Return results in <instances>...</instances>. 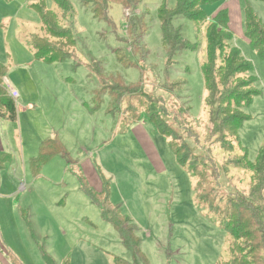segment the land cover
<instances>
[{
  "label": "rangeland",
  "instance_id": "1",
  "mask_svg": "<svg viewBox=\"0 0 264 264\" xmlns=\"http://www.w3.org/2000/svg\"><path fill=\"white\" fill-rule=\"evenodd\" d=\"M68 1L69 11L56 0H0V62L7 69L0 82L5 87L7 78L20 95L14 99L17 121L0 118V151L9 155L0 161V264H48V259L57 264H118V258L143 264L101 216L94 199L101 201L106 193L132 221L147 264H219L229 259L233 238L225 223L241 221L242 214L245 225L257 223L254 232L264 228V212H259L264 211V192L257 180L254 190L256 172L236 160L246 153L255 162L264 148V58L245 38L246 9L251 7L264 24V0L204 4L208 20L200 24L174 17L172 25L185 42L178 48L164 41L160 10H174L179 0ZM224 9L233 32L230 44L253 63L257 77L258 92L244 109L249 119L239 140L231 133L212 135L205 105L207 27ZM45 14L71 38L49 33ZM35 36L50 41L53 52L61 46L70 55L51 60ZM134 87L140 90L133 92ZM148 96L163 98L162 117L189 141L192 160L187 166L178 161L173 138L151 122ZM47 141L53 154L34 169ZM224 146L235 150L226 152ZM194 169L207 180L203 189H214L210 199H216L215 207L242 198L252 208L229 206L219 215L201 203ZM84 181L93 197L82 189ZM253 239L258 241L247 240L259 244L253 256L264 255L260 235Z\"/></svg>",
  "mask_w": 264,
  "mask_h": 264
},
{
  "label": "trees",
  "instance_id": "2",
  "mask_svg": "<svg viewBox=\"0 0 264 264\" xmlns=\"http://www.w3.org/2000/svg\"><path fill=\"white\" fill-rule=\"evenodd\" d=\"M56 1L65 11L70 10V8H68V0ZM132 1L136 0H130V2ZM214 1L216 0H179L174 10L163 6L160 10V19L162 23L164 41L172 48H178L180 45L185 44L178 29L174 28L172 25L173 18L180 15L189 17L195 20L198 24L204 23L208 20V18L202 8V5ZM96 2L99 1L95 0L94 3L96 4ZM102 5V12L104 13L107 10L105 1ZM43 21L48 32L52 35L63 39L65 36H67L68 39L71 38L70 32L56 29L50 18H47V14L44 15ZM229 21L230 17L227 9L220 10L218 14L209 21L207 27V57L203 62L202 72L204 75L206 89L205 105L210 109L212 135L219 138L226 137L228 133H231L236 135L239 140V131L244 122L249 119V116L244 109L253 102V97L258 92L255 88L257 77L253 74V63L245 58L237 46L230 44V40L233 38V32L230 28ZM35 37L36 44L42 51L43 55L49 53L52 54L50 57L51 60L65 59L70 55V53L65 52L61 46L56 49V52H53L50 41L46 40L44 37ZM245 38L249 41L251 47L257 51L258 55L264 58V24L251 7H247L246 9ZM41 51L39 54H41ZM6 72L7 69L5 64L0 62V81L1 78L6 76ZM139 90L140 88L136 87L132 89L133 92H138ZM147 98V112L150 116L151 122L154 123L162 133H165L173 138L171 143L174 146L176 157L181 164L187 166L189 161L192 160V148L189 141H187L185 136L182 134L181 136L184 140L181 139V136L170 128L162 117L161 111L163 110V107H165V101L163 98H153L151 96H148ZM181 113L183 118L187 120L185 116L189 113L188 109L181 110ZM0 118L9 119L11 121H17L18 119L17 103L9 96L7 89L2 86L1 82ZM179 118L181 119V117H178V119ZM175 135L179 137H175ZM192 137L193 135L191 138ZM197 140H199V138ZM49 141L41 144V152L32 165L34 169L39 168L41 163L50 158L53 154V149H51L53 148V144ZM178 141H180L181 144H179ZM239 143L241 144V148H244L242 142L239 141ZM224 147V151L226 152H233L235 150L233 149V146ZM57 148L59 152H62V147L59 144L57 145ZM6 160H9V155L0 151V161L5 162ZM236 160L237 163H241V168L256 172V175L253 176V182H255L254 190L256 192L258 188V184L256 187L257 180L260 185V191L262 189V192H264V148H261L259 151L255 162L248 160L246 153L244 156L241 155L236 158ZM194 173L199 178L197 182V198H199L201 203H204L205 205L208 204L209 207L219 215H224V209L229 206L233 209H241V211L252 208V203L242 198L233 200L231 203L229 202L228 206L221 207L223 210L221 208H217L218 206L215 207L214 203L216 202V199L213 201L210 199L214 189L212 188L210 191H208V189L211 188L203 189V183L207 182V180H203L204 175L201 174L200 171L195 170ZM82 185V189L89 192V195L93 197L94 194L85 186V181L82 182ZM102 193H104V191ZM257 197L259 198V195ZM94 200L100 209L101 216L118 230L121 238L123 239L124 245L127 248L136 251V254L143 258V264H147L142 255L143 253L140 250L138 237L135 235L136 228L132 224V221L121 215L119 208L110 203L107 193L105 194V199L101 201L98 199ZM261 200H264L263 195L261 196ZM258 207L259 206L254 205V209H258ZM259 212L263 213L264 211L262 209V211ZM224 217L226 221L230 219L228 213L227 215L225 214ZM256 224V222H246L245 225L242 214L241 221L239 219H231L225 223L226 228L230 231L233 238V243L231 245L232 255L229 259H226L219 264H264V255H260L258 257L253 256L256 252L254 248L259 244L252 246L247 241L249 240L255 243L258 240H254L253 238L260 235V240L263 243L264 248V228L254 232L252 227H256ZM243 240L247 241V245L243 246ZM117 263L125 264L126 262L124 259L118 258ZM48 264L57 263L53 259H48Z\"/></svg>",
  "mask_w": 264,
  "mask_h": 264
},
{
  "label": "built area",
  "instance_id": "3",
  "mask_svg": "<svg viewBox=\"0 0 264 264\" xmlns=\"http://www.w3.org/2000/svg\"><path fill=\"white\" fill-rule=\"evenodd\" d=\"M4 86L7 89V92L10 94V96L13 97V99L19 98L18 91L13 87V85L9 82L7 78L4 79Z\"/></svg>",
  "mask_w": 264,
  "mask_h": 264
},
{
  "label": "crops",
  "instance_id": "4",
  "mask_svg": "<svg viewBox=\"0 0 264 264\" xmlns=\"http://www.w3.org/2000/svg\"><path fill=\"white\" fill-rule=\"evenodd\" d=\"M20 96V95H19ZM2 119H4V118H2ZM3 148H2V146H1V141H0V150H2Z\"/></svg>",
  "mask_w": 264,
  "mask_h": 264
}]
</instances>
